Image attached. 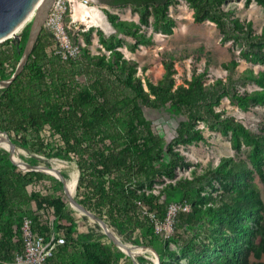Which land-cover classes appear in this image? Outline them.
<instances>
[{"label":"rangeland","instance_id":"obj_1","mask_svg":"<svg viewBox=\"0 0 264 264\" xmlns=\"http://www.w3.org/2000/svg\"><path fill=\"white\" fill-rule=\"evenodd\" d=\"M215 1V9L207 15L199 14L188 0H169L161 19L152 6L112 7L101 2L89 3L88 11L84 6H72L63 18L70 41L80 44L81 52L106 60L116 53L119 62L129 63L127 73L144 91L148 92V84L156 85L166 74L173 88L187 87L197 80L205 85L219 82L229 89L230 94L223 95L212 111L232 126L207 120L186 123L184 114L173 113L168 106L142 107L144 117L161 135L169 152L163 154L164 159L178 160L173 177H161L145 190L154 194L162 191L161 199L167 203L180 202L182 192L174 187L175 182L186 179L194 183L188 211L178 214L172 231L159 244L167 253L165 264H264V145L259 142L264 136V0ZM108 14L113 16L114 24L121 23L131 33L113 27ZM32 20L33 16L17 34ZM27 40L16 57L12 55L14 39L1 42L0 56L5 55L11 66L17 67ZM6 72H10V66ZM234 88L255 89L259 94L236 98L232 95ZM180 127L197 138L174 142ZM15 147L24 162L41 167L40 172L48 176L43 191L66 203L65 218L57 224L67 227L72 223L75 227L73 239H65V244L74 250L76 264L83 263V250L103 258L104 248L111 251L115 264H155L156 257L145 247L139 229L117 227L102 219L131 248L128 254L110 242L98 222L72 207L63 184L44 170L58 169L66 175L65 181L76 173L77 179L78 170L72 160L56 157V150L39 153ZM0 154L9 161L16 156L2 145ZM230 162L245 163L248 172L232 174ZM18 168L27 170L20 164ZM76 185L72 193L75 200ZM49 219L55 228L52 214ZM57 231L64 235V229Z\"/></svg>","mask_w":264,"mask_h":264},{"label":"trees","instance_id":"obj_2","mask_svg":"<svg viewBox=\"0 0 264 264\" xmlns=\"http://www.w3.org/2000/svg\"><path fill=\"white\" fill-rule=\"evenodd\" d=\"M168 1L114 0L108 5L152 6L161 19ZM188 1L202 15L216 7L215 0ZM112 17L108 14L113 27L131 33L121 23L114 24ZM30 26L29 22L23 28L18 47L13 44V57L25 45ZM242 38L247 39V34L242 33ZM55 47L52 35L42 28L19 74L7 86L0 87V130L17 146L39 153L56 150V157L72 160L78 170L76 201L117 227L139 229L145 245L155 250L160 264H165L166 250L159 247L163 238L154 232L146 212L153 211L163 218L168 203L161 199L162 191L154 194L144 187L161 177H173L178 160L164 159L163 154L169 152L161 135L144 117L142 107L168 106L173 113L184 114L186 123L207 120L219 126H232L227 120H219L212 111L223 95L230 94L229 89L219 82L205 85L197 80L187 87L173 88V81L166 74L156 85L148 84L147 92L130 78L129 63L119 62L116 53L106 60L104 56L90 57L86 51H80L75 58L61 60L54 54ZM10 63L5 55L0 56V80L13 74L16 65ZM8 66L10 72H6ZM258 94L255 89L234 88L232 92L236 98ZM196 138L194 133L180 127L173 141L189 142ZM259 142L264 145V136ZM230 165L232 174L248 172L243 162ZM47 179L43 172L19 169L0 154L1 264H9L13 253L22 250L15 238L23 216L32 219L35 230L47 234L52 214L55 229H64V238L73 239L72 223L67 227L57 224L65 218L66 203L59 196L43 191ZM174 187L182 192L183 200L177 203L193 202L192 180L179 179ZM65 243L55 248L48 264H76L74 250ZM104 253L101 258L85 249L80 254L82 264L116 263L108 248H104Z\"/></svg>","mask_w":264,"mask_h":264},{"label":"built area","instance_id":"obj_3","mask_svg":"<svg viewBox=\"0 0 264 264\" xmlns=\"http://www.w3.org/2000/svg\"><path fill=\"white\" fill-rule=\"evenodd\" d=\"M81 6L86 7L90 2L79 0ZM74 6V0H53L44 22V28L52 35L56 42L54 54L61 60L75 58L81 51V45L70 41L63 25V18L68 9ZM145 211L146 208L142 206ZM187 203L171 202L165 206L163 218H158L155 212H146L156 234L166 237L172 231L180 212L188 211ZM53 220L49 219L50 231L45 234L34 229L29 216H23L18 228L15 241L21 243V252H14L9 264H48L52 252L59 245L65 243L63 235L53 227Z\"/></svg>","mask_w":264,"mask_h":264},{"label":"water","instance_id":"obj_4","mask_svg":"<svg viewBox=\"0 0 264 264\" xmlns=\"http://www.w3.org/2000/svg\"><path fill=\"white\" fill-rule=\"evenodd\" d=\"M96 1L98 2V0ZM52 3L53 0H0V43L7 39L13 38L15 45L18 47L20 42V34H14V32L18 31L28 21V19L33 16V20L30 22L31 26L23 57L15 68L11 77L7 80H0V87L7 86L23 68L32 47L43 28L45 19ZM0 135L4 137L6 143L11 147L10 152H14L16 154L17 161H11L12 163L16 164L17 166L18 164L24 165L27 167V170L41 171V167L32 166L24 162V160L18 155L15 145L12 143L6 132L0 130ZM44 170L53 172L56 175L54 177L63 184L65 195L67 196L68 202L72 207H74L80 213L85 214L89 218L98 222L112 244L126 251V253L131 254V248L121 242L114 235V233L108 229L106 223L101 218L80 205L75 200V198L67 192L65 189V178L58 169L54 167H47ZM145 247L152 250L154 256L156 257V263L159 264V257L155 250L147 246Z\"/></svg>","mask_w":264,"mask_h":264},{"label":"bare ground","instance_id":"obj_5","mask_svg":"<svg viewBox=\"0 0 264 264\" xmlns=\"http://www.w3.org/2000/svg\"><path fill=\"white\" fill-rule=\"evenodd\" d=\"M88 2H97L96 0H87ZM81 6V2L79 1V0H74V7H75V9H78L79 7ZM82 7V6H81ZM86 8H87V11L89 10V8H88V6H86ZM85 10V9H84ZM79 12V11H78ZM85 12V11H84ZM31 18V17H30ZM29 18V19H30ZM28 19V20H29ZM17 32L18 31H16V32H14V34H17ZM0 145H2L5 149H7V150H11V147L6 143V141H5V139H4V137L2 136V135H0ZM11 161H17L16 160V156H14V155H12V157H11V159H10ZM48 173H50V174H52V175H54V176H56L53 172H50V171H48ZM75 185H76V173H73V174H71V176H70V178L67 180V181H65V189L67 190V192L69 193V194H71L72 195V193H73V191H74V188H75ZM150 250V249H149ZM152 251V250H151ZM131 257V256H130ZM154 258V257H153ZM154 262H155V264H156V259H154L153 260Z\"/></svg>","mask_w":264,"mask_h":264},{"label":"flooded vegetation","instance_id":"obj_6","mask_svg":"<svg viewBox=\"0 0 264 264\" xmlns=\"http://www.w3.org/2000/svg\"><path fill=\"white\" fill-rule=\"evenodd\" d=\"M112 1H114V0H103L102 2H103V4L108 5V4H110L109 2H112ZM98 2H101V0H98Z\"/></svg>","mask_w":264,"mask_h":264}]
</instances>
